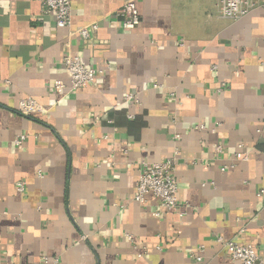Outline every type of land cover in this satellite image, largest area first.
Returning a JSON list of instances; mask_svg holds the SVG:
<instances>
[{"label":"crops","instance_id":"obj_1","mask_svg":"<svg viewBox=\"0 0 264 264\" xmlns=\"http://www.w3.org/2000/svg\"><path fill=\"white\" fill-rule=\"evenodd\" d=\"M126 1L72 0L61 28L40 0H0V264H238L217 235L264 258V8L232 20L219 0H136L126 30ZM67 52L103 74L57 92ZM27 97L45 110L20 113ZM176 148L187 212L157 216L136 182Z\"/></svg>","mask_w":264,"mask_h":264},{"label":"built area","instance_id":"obj_2","mask_svg":"<svg viewBox=\"0 0 264 264\" xmlns=\"http://www.w3.org/2000/svg\"><path fill=\"white\" fill-rule=\"evenodd\" d=\"M43 12L47 14L54 13L55 22L58 27L70 28L72 24V0H40ZM255 8H264V0H219V16L221 18L237 20ZM116 17L123 29L130 30L136 28L141 22V14L136 0H127L116 10ZM98 24L93 23L87 27H80L71 33L82 35L84 38L90 36L91 30H97ZM63 63L69 75V83L62 80H56L54 88L57 92L75 91L86 87L97 81L103 74L104 69L100 67L86 66L78 56L67 52L63 57ZM126 99L138 101L133 94H127ZM19 112L30 115L36 112L44 111V107L31 97L23 98L19 102ZM197 129H205L204 125L195 126ZM176 137H180L176 134ZM26 138L25 134L17 137L16 142L21 144ZM242 146V145H240ZM223 145L216 146V152L222 153ZM180 154V149L176 148L172 156L163 158L155 162H144L141 173L136 182V191L134 200L141 204H147L150 195L157 199V209L154 213L160 216L162 211H178L179 214H186L187 205L179 200L178 190L179 182L176 175V158ZM247 158V156H243ZM25 181L18 183V190L24 192L26 189ZM264 194V189L259 195ZM162 210V211H161ZM129 238L132 236L129 235ZM216 241L221 243L230 257L238 264H264V258L259 255L255 247L251 244H242L235 239L225 238L223 235H217ZM205 247L198 246L193 252L192 257L201 261L202 253ZM142 254H140L141 256ZM44 259H47L44 257ZM8 264H17L10 262Z\"/></svg>","mask_w":264,"mask_h":264}]
</instances>
